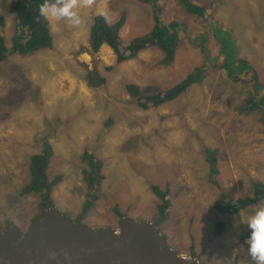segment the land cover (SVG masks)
Listing matches in <instances>:
<instances>
[{"label": "rangeland", "instance_id": "1", "mask_svg": "<svg viewBox=\"0 0 264 264\" xmlns=\"http://www.w3.org/2000/svg\"><path fill=\"white\" fill-rule=\"evenodd\" d=\"M12 1L0 0L4 31L14 27ZM191 1L203 8V17L186 13L178 0L155 3L162 16L158 20L165 25L177 22L179 43L172 60L164 61L159 47L149 44L118 64L104 45L96 54L99 72L106 79L99 89L88 88L82 79L84 65L92 69L87 51L93 16L101 14L112 25L124 15L119 37L126 45L149 33L154 23L151 4L91 0L89 6L77 9L83 20L78 27L48 19L52 48L12 57L27 67L28 75L17 67L16 80L8 84L9 62L0 65L1 224L11 221L26 230L37 214L39 195L22 194V189L29 181L30 156L39 152L36 138L43 133L53 151L48 178L63 176L51 197L69 220L81 219L93 229H115L116 209L134 221L155 223L158 198L150 186H168L170 216L158 228L174 252L195 254L201 264H252L238 238L264 199L236 215L219 213L213 205L251 197L255 181H264L260 110H240L248 94L258 98L256 93H264V0ZM201 66L208 70L204 79L189 84L172 101L146 109L129 101L128 82L136 84L141 94L154 95ZM254 73L263 88L248 82L247 76ZM25 78L34 86L29 93L20 83ZM84 150L101 163L96 191L82 179ZM208 150L218 169L213 181L205 161ZM86 200L92 207L77 220ZM216 222L224 223L219 237L213 233Z\"/></svg>", "mask_w": 264, "mask_h": 264}, {"label": "trees", "instance_id": "2", "mask_svg": "<svg viewBox=\"0 0 264 264\" xmlns=\"http://www.w3.org/2000/svg\"><path fill=\"white\" fill-rule=\"evenodd\" d=\"M138 1L152 5V18L154 23L149 33L142 37L132 39L126 45L121 44L122 42L120 43L119 37V31L125 22L124 15H121L112 25L107 24L104 16L101 14L93 16V22L88 31L89 48L87 51L92 58V69L90 70L86 65H84V72L82 73V79L88 88L93 90L99 89L106 83L105 77L99 72L96 55L104 45L108 46L113 51L118 64L134 58L139 52V47L141 48L149 44H155L159 47L164 54V61L167 60L168 62L172 60L175 55V51L179 43L177 22L172 20L165 25L162 21L158 20L162 16L156 12L159 8L155 4L156 0ZM178 1L183 9L186 8V13L203 17L204 11L202 7L193 4L191 0ZM42 3H44V0H13L10 6V11L13 15L14 27L9 31L3 30L4 18L0 14V65L4 62H9L8 69L10 70V74H5V81L8 84H11L16 80L17 73L15 69H17V67L22 68L26 75H28L27 67H21V64L14 62L12 59L14 55L20 58H25L33 56L40 50H48L52 48L53 39L50 34V23L48 19L41 17L39 14V7ZM218 32L220 31L218 30L215 33ZM8 41H10V47H7L5 44ZM191 43H193V40ZM218 67L222 68L220 65H218ZM107 69H111V67L108 66ZM248 69L249 65L247 64V70ZM11 71H13L14 74H11ZM207 71L208 70H205L204 66L196 68L183 81L177 83L164 92L156 93L154 95L141 94L139 92V87L132 82L125 84V91L129 95V101L142 109L148 108L149 105L159 107L162 104L177 98L189 84L193 82H201ZM250 72H254V70ZM249 78L247 76L248 82L251 81L255 85L258 84L259 80L255 73ZM20 83L27 86V93L34 89L33 83L29 78H25ZM259 86L260 88H263L262 85ZM256 94L259 95L258 98H255V95L251 94H248L246 98L244 97L240 110L245 113H251L252 109L258 108L261 113V121L264 122V93ZM44 135L45 134L41 133L39 137L36 138V145L39 147V152L30 156L28 166L29 181L22 189V194L34 192L39 195L38 211L33 220L38 218L46 208L55 206L51 197L53 187L60 183L63 179L62 174L55 175L51 180L48 178L47 167L53 156V151L48 139ZM204 153L206 156L205 161L209 164L208 176L210 181H213L211 178L218 174V169L215 165L216 160L212 157L211 151L208 150ZM80 160L83 163L82 179L84 183L87 184L91 191H96L98 188V179L99 176H101V163L91 154L89 150H84L80 154ZM253 186L254 192L251 197L238 199L233 203L227 200L217 201L213 205L214 210L223 214L236 215L241 210L262 201L264 199V181H255ZM150 188L152 193L158 198L156 208L157 220L155 221V224L160 225L166 222L170 216V189L168 186H165L162 189L157 185H151ZM91 207V201L86 200L82 205L81 211L77 215V220L79 218H83ZM114 213L117 215L119 223L124 215L116 209L114 210ZM80 220L81 219L78 221L80 222ZM223 230L224 223L216 222L213 230L214 235L219 237ZM249 235L250 230L247 228L238 238V244L241 246V251L246 253L247 256V245L245 243V239H247ZM192 245L193 244L190 246L191 249L193 248ZM191 256H193L196 260H199L197 255L191 254Z\"/></svg>", "mask_w": 264, "mask_h": 264}, {"label": "water", "instance_id": "3", "mask_svg": "<svg viewBox=\"0 0 264 264\" xmlns=\"http://www.w3.org/2000/svg\"><path fill=\"white\" fill-rule=\"evenodd\" d=\"M52 252L56 258L49 260ZM0 264L201 263L174 252L151 222L122 217L116 230L93 229L49 207L26 230L0 222Z\"/></svg>", "mask_w": 264, "mask_h": 264}, {"label": "clouds", "instance_id": "4", "mask_svg": "<svg viewBox=\"0 0 264 264\" xmlns=\"http://www.w3.org/2000/svg\"><path fill=\"white\" fill-rule=\"evenodd\" d=\"M91 0H44L39 7V14L45 19L52 21H66L73 27H78L83 20L78 12L81 6L87 7ZM240 196L239 194L236 196ZM236 197L234 198L236 200ZM250 235L246 239L247 254L251 258L252 264H264V205H258L254 214H251L247 220ZM55 253L49 254L48 259H55ZM67 259V254H65Z\"/></svg>", "mask_w": 264, "mask_h": 264}, {"label": "bare ground", "instance_id": "5", "mask_svg": "<svg viewBox=\"0 0 264 264\" xmlns=\"http://www.w3.org/2000/svg\"><path fill=\"white\" fill-rule=\"evenodd\" d=\"M55 207V206H54ZM153 224H155V223H153ZM114 230H116V229H114Z\"/></svg>", "mask_w": 264, "mask_h": 264}, {"label": "flooded vegetation", "instance_id": "6", "mask_svg": "<svg viewBox=\"0 0 264 264\" xmlns=\"http://www.w3.org/2000/svg\"><path fill=\"white\" fill-rule=\"evenodd\" d=\"M115 229H117V228H115Z\"/></svg>", "mask_w": 264, "mask_h": 264}]
</instances>
